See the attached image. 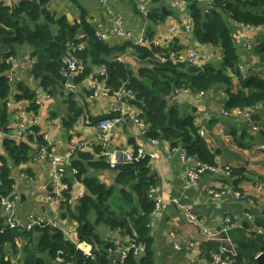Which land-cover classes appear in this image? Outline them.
<instances>
[{"label":"crops","instance_id":"obj_1","mask_svg":"<svg viewBox=\"0 0 264 264\" xmlns=\"http://www.w3.org/2000/svg\"><path fill=\"white\" fill-rule=\"evenodd\" d=\"M144 1L148 2V10L152 11L153 0ZM160 6L166 8V12H163L164 17L148 21L139 11L135 0H107L106 3L101 0L50 1V8L58 16L67 17L72 24L81 23L84 16L85 21L93 25L95 31L100 24L104 25L103 40L111 46L127 40L116 33L115 19L120 16L126 29L132 33V39L129 40L133 42L143 34L146 35L151 28L152 32H149L151 38L148 39L158 43L157 49H169V52H175L180 60L188 59L191 51L199 53L200 64L204 63L200 58L202 56L205 57L206 62L217 55L218 59H221L219 50L198 42L192 32L186 31L191 17L187 7L184 8L180 0H160ZM232 23L233 35L245 71H261L259 57L253 55L247 47L249 41H258L261 35L251 37V33L241 24ZM78 35L86 37L83 29H80ZM123 55L126 57V62L137 72L141 62L136 54L129 49ZM11 61L12 82L16 83L23 79L29 84H34L37 90L40 107L37 113V126L41 133L47 136L56 156L66 158L76 149H82L94 153L95 157L99 158L98 121H92L91 118L111 115L116 106L123 113V119L113 130V144L131 149L144 147L148 152L156 155V159L150 164L151 173L156 180L154 196L160 200V206L153 211L150 222L156 264H215L213 256L222 240L210 241L217 243L216 248H210L200 225L189 219L179 203L186 205L190 212L201 217L203 225L207 227L224 229L227 226V219H231L229 235L238 252L241 251L238 245L244 236L247 235V239L253 237V235L250 237L253 232L251 227L258 225L261 220L264 221V149L262 148L264 102L255 107L254 113L258 116L252 120L251 116L248 119L233 112L228 115L223 113L227 110L225 103L229 96L223 84H217L203 94L184 90L172 96L170 100L172 104L176 103L183 112L197 116L198 123L201 124L199 128L205 129L204 137L209 147L216 153V164L220 167L218 170L203 173L196 181H190L188 173L193 163L182 157L181 144L172 147V143L168 140H159L160 143L154 145L151 138L144 133V127L136 119L141 110L131 102L132 100L101 92V87L105 84L100 79L102 65H92L91 73L81 79L79 74L67 73L66 82L62 85L58 84L53 90L56 93H51L45 91L36 82L33 83L30 77V64L35 61L32 58L30 45L21 46L17 54L11 57ZM70 75L71 81H69ZM234 83L235 90L241 87L238 78L234 79ZM70 86L74 87L75 91ZM97 88L98 92L95 91ZM68 99L73 100L82 110V115L78 118L72 119L73 113L69 112ZM9 101L11 102L9 105L11 113L8 117L10 135L21 138L22 125L32 116L27 112L29 102L26 100L18 102L13 94L9 97ZM254 126L260 129L257 130ZM31 145L33 146L30 151L31 158L22 165L14 166L13 169L17 181L15 192L19 198L18 220L21 224H26L33 217L38 216L54 219L64 230L67 239L91 253V245L80 241L79 223L72 215L81 192L86 190L85 186L73 178L72 173L69 200H59L64 183L55 180L58 165L34 156L38 142ZM225 165L233 168L231 174L227 173ZM90 174L107 186L116 184L117 172L112 169L90 168ZM211 188L226 189L227 192L215 197L209 192ZM236 189L244 193V199L236 198L234 193ZM66 203L70 204V209ZM244 211L252 214L254 220H248V217L243 215ZM246 222L250 224V228H246ZM98 232L102 240L113 244L119 238L123 241L127 239L107 226H99ZM190 242L196 247L191 248ZM26 243L25 238H20L16 245L7 243L6 257L11 258L15 264H22L26 257L24 249ZM177 243L181 248H176ZM48 263L60 264L56 260H49Z\"/></svg>","mask_w":264,"mask_h":264},{"label":"trees","instance_id":"obj_2","mask_svg":"<svg viewBox=\"0 0 264 264\" xmlns=\"http://www.w3.org/2000/svg\"><path fill=\"white\" fill-rule=\"evenodd\" d=\"M50 1H0V127L4 126L7 132H10L8 117L11 113L8 101L12 94L18 102H29L28 111L37 114L40 108L34 84L23 79L13 83L10 77V58L26 44L32 47V58L35 59L29 69L33 83L36 82L45 91L56 93L53 90L58 84L66 82L69 73L63 62L69 42L81 43L82 47L74 52L85 66L79 79L91 73L92 65L106 66L109 75L107 85L114 92L123 84L135 92L131 102L147 119V137L168 140L172 147L181 144L188 156L210 165L216 164V153L200 134L197 116L183 112L176 103L172 104V96L184 90L206 92L217 84H223L229 95L225 103L228 110L254 108L264 102V35L259 36L258 41H253L251 51L259 57L262 70L242 72L237 43L228 23L230 18L231 22L237 24L264 27V0H187L193 36L198 42L221 52L218 65L210 61L205 64H193L188 60L161 62L156 57L158 50L160 54L168 55L169 49L154 50L152 47L136 45L129 39L111 46L96 36L94 26L87 23L84 16L81 23L72 24L67 17L58 16L50 8ZM219 9L225 11L227 18ZM143 16L148 21L163 18L160 0H153V10ZM80 29L84 30L86 37L78 39ZM149 32H152L151 28ZM3 36H6L5 42L1 40ZM146 37L150 38L151 34H146ZM129 49L140 59L141 65L137 72L128 62L116 60L117 55ZM235 78L241 85L236 90ZM67 102L69 112L73 113L72 119L82 115V110L73 100L68 99ZM111 116L114 114L91 120L99 121ZM34 130L36 135L24 134L21 138L5 136L0 139V264H15L6 257L5 246L7 243L16 245L20 238L27 239L24 246L26 257L22 264H49V260L57 261L59 256L74 264H112L108 250L114 244L102 240L99 226L120 230L122 236L129 235L137 243L146 245V252L142 256L136 257L131 252L124 263L118 264H156L150 233L151 215L156 206L149 197L156 180L151 173L149 156L117 167L114 170L117 172L116 184L107 186L90 174V168L111 169L106 160L103 157L96 158L90 151H73L71 165L65 168L62 178L63 183L68 185L63 193L65 197H70V177L73 169H76L73 178L82 182L86 190L72 215L79 223L80 241L91 245L89 254L67 239L60 227L47 224L26 230L22 225L11 227L5 224L1 200L3 197L16 196L14 166L22 165L31 158L32 143L46 142L40 128L35 126ZM66 205L70 209V204ZM85 222L88 223L87 234H82L81 227ZM245 225L250 228L249 223ZM258 225L264 226V221H259ZM257 233L253 231L250 234L253 237L247 239L246 235L240 241L238 246L241 251L235 258V264H255V253L264 250V236ZM208 242L210 248H216V242Z\"/></svg>","mask_w":264,"mask_h":264},{"label":"built area","instance_id":"obj_3","mask_svg":"<svg viewBox=\"0 0 264 264\" xmlns=\"http://www.w3.org/2000/svg\"><path fill=\"white\" fill-rule=\"evenodd\" d=\"M0 1H4V2L12 1L14 3H18V1H23V0H0ZM101 1L103 3L107 2V0H101ZM135 1H137L138 3L139 11L143 15H146L148 12V7H147L148 2L144 0H135ZM180 2L182 3V5H186L187 0H180ZM115 23H116V33L118 36L125 37L127 39H132V33L126 29L122 17L120 16L117 17L115 19ZM191 23H192V19L190 18V24L186 26V31L188 32H192ZM242 26L249 32L264 29V27H252L250 25H242ZM96 36L100 39H103L105 37L104 25L100 24L99 27L96 29ZM81 38L83 37H80V36L78 37V39H81ZM151 42L152 41L149 40L145 34H143V36H141L140 38L134 41L136 45H144L150 48H151L150 46ZM253 46H254V42L252 40L249 41L247 47L250 51H252ZM81 47H82L81 43H76L75 41L69 42L68 49L63 55V62L66 64L69 72L76 73V74H82L85 71V66L80 62V60L74 54V52L80 49ZM156 57L161 62H167V61L176 62L180 60L179 56H177L175 52L173 51L169 52L168 55L157 53ZM116 60L123 63L126 61V57L123 54H119L117 55ZM186 60L192 62L193 64H200L199 54L197 51H191L188 59ZM33 64L34 62L30 64V67H32ZM240 68L242 72H245V68L243 65H241ZM100 69H101L100 79L105 83L104 86L101 87V92L103 94H116L118 97L124 96V97H128L130 100H133L135 98V92L133 90H129L128 88H126L124 84L118 90L114 92V90L110 86L107 85L109 75H108V70L106 66L103 65L101 66ZM95 91L98 92V88ZM203 93H204L203 91L199 92V94H203ZM8 103L9 105L11 104L10 101H8ZM27 112L31 113L32 116L29 120L24 122V124L21 127L20 134L21 135H24V134L36 135L34 127L37 126V122H38L37 114H35L33 111H28V110ZM230 112L244 116L249 119L252 113L255 112V107L254 108L253 107H243V108L238 107V108H234L233 110L227 109L223 111L225 115L230 114ZM111 114H114V116L102 118L97 122V126L99 129V143H100L99 155L100 157H103L106 160V162L109 164L110 168L113 170L125 164L132 163L135 159L145 157V156L150 157V164H151V162L154 159H156V155L154 153L148 152L144 147H137V148L131 149L129 147H119L113 144V130L115 126L122 121L123 113L120 111V108L116 106L114 107L113 113ZM136 119L144 127V133L146 134L149 124L147 122V119L143 116L142 112L139 113L138 116H136ZM197 124L201 125L200 123H197ZM254 127L257 130L260 129V127L258 126H254ZM199 132L203 136L206 134L205 129L202 127L199 128ZM5 136H11L10 132H7L5 130V127L1 126L0 127V139ZM43 136L46 142L41 143V144L38 143V149L34 152V156L50 161L53 164H57L59 168H58V174L55 180L56 182H60V180L62 181L65 168L71 165L72 153L66 158L56 156L53 153L52 147L47 140V136L46 135H43ZM227 138L231 139L230 136H227ZM151 140L154 145H158L160 143L159 139H151ZM262 148L264 149V145H262ZM182 150H183L181 152L182 157L185 160L192 161L193 163L188 173V179L190 181L198 180L202 176V174L207 171H210V170L215 171L220 168L217 164L210 165V164H207V163H204L198 160L197 158H194L193 156H188L185 150L184 149ZM224 168L229 174L233 172V168L230 165H225ZM75 173H77V170L73 169V174ZM62 189L63 191L67 190L68 185L64 183L62 185ZM154 192H155V187L153 186L151 187L149 191V197L155 202V206L158 208L160 206V200L154 196ZM209 192L211 195L215 197H219L225 194L227 190L226 189L217 190L215 188H211ZM84 193L85 192L82 191L80 197H82ZM234 193H235L236 198L244 199V193L242 191L236 189ZM58 199L62 201L68 200V198L65 197L63 193L59 195ZM18 202H19V198L17 195L14 196L13 198H9V197L2 198L1 203H2L3 212L5 213V224L10 225L11 227L22 225L24 226L26 230H31L36 225L43 226L47 224L53 225L55 227H60L59 223L55 221L54 219H45L40 216L33 217L26 224H21L20 221L17 219ZM176 202L178 201L176 200ZM179 205L184 208V211L186 212L187 216L189 217L191 221L196 222L200 225L203 231V236L206 241L222 240V243L218 246L217 251L214 253V256H213L214 263L215 264H235V258L238 256V251L233 246L232 238L229 235V230L231 228V219H227V226L224 229L207 227L203 225V219L199 217L198 215L190 212L185 207L186 205L182 203H179ZM263 212H264V206H263ZM243 215L248 217L247 218L248 220H254V216L250 214L248 211H244ZM251 230L258 232L259 234L264 236V226L254 225L251 228ZM116 231L121 237H124L122 236L120 230H116ZM125 237L127 238L126 241H123L121 238H119L114 242V247L109 248V254L111 256L112 264H118L119 262L124 263L131 252L136 257H140L146 252V245L144 243H137L129 235ZM175 246L176 248H181L180 244L178 243ZM189 246L191 248L196 247L193 242H190ZM86 253L89 254L88 251H86ZM262 253H264V250H261L255 256V258L258 257ZM116 254H118L119 256L118 257L115 256ZM57 261L60 264H74L72 261L66 260L65 257L63 256H59L57 258Z\"/></svg>","mask_w":264,"mask_h":264},{"label":"water","instance_id":"obj_4","mask_svg":"<svg viewBox=\"0 0 264 264\" xmlns=\"http://www.w3.org/2000/svg\"><path fill=\"white\" fill-rule=\"evenodd\" d=\"M220 10V12H221V14L222 15H224L225 16V18H227L226 17V13H225V11L223 10V9H219ZM150 10H148V12H149ZM162 11L163 12H166V8L165 7H162ZM148 12H147V14H148ZM70 16V21H72L71 20V15H69ZM68 16V17H69ZM228 23H229V25H230V27L232 28V30H233V27H234V25H233V23L228 19ZM251 33V37H257L258 35H264V29H261V30H256V31H253V32H250ZM146 34H149V32H147ZM5 37L6 36H3L2 37V41L3 42H5ZM151 38V37H150ZM150 46L154 49V50H158L157 49V45H156V43L155 42H151V44H150ZM10 50H11V48H10ZM158 52H159V50H158ZM201 58V60L204 62L203 64H205L206 63V59H205V57H200ZM204 68H207V66H205ZM71 79H72V76L70 75L69 76V81H71ZM70 88L72 89V90H74L75 91V88L74 87H72V86H70ZM69 89V88H68ZM257 116H258V114L257 113H252V115H251V119L252 120H255V118H257ZM58 168H59V166H57ZM87 226H88V223H83V225H82V227H81V231H82V234H87V230H86V228H87ZM255 264H264V253H262V254H260L258 257H256L255 258Z\"/></svg>","mask_w":264,"mask_h":264},{"label":"rangeland","instance_id":"obj_5","mask_svg":"<svg viewBox=\"0 0 264 264\" xmlns=\"http://www.w3.org/2000/svg\"><path fill=\"white\" fill-rule=\"evenodd\" d=\"M187 4L188 3H186V5H183V7L185 8V7H187ZM143 36V35H142ZM210 61H211V63H213V64H220V62H221V59H218V55H217V57H215V58H213L212 60L210 59ZM103 66V65H102ZM18 207H19V202H18V204H17V210H18ZM18 219V218H17Z\"/></svg>","mask_w":264,"mask_h":264}]
</instances>
